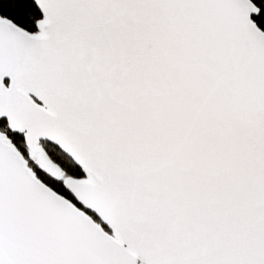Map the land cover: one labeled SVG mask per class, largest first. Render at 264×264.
I'll return each instance as SVG.
<instances>
[{"label":"snow or ice","instance_id":"6c2138e0","mask_svg":"<svg viewBox=\"0 0 264 264\" xmlns=\"http://www.w3.org/2000/svg\"><path fill=\"white\" fill-rule=\"evenodd\" d=\"M0 264H264V0H0Z\"/></svg>","mask_w":264,"mask_h":264}]
</instances>
